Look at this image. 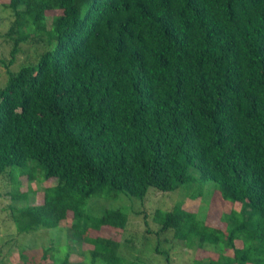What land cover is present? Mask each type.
<instances>
[{"label": "trees", "instance_id": "1", "mask_svg": "<svg viewBox=\"0 0 264 264\" xmlns=\"http://www.w3.org/2000/svg\"><path fill=\"white\" fill-rule=\"evenodd\" d=\"M0 6L10 11L4 38L12 42L10 60L0 58V179L18 168L20 178L42 171L55 182L42 204H25L12 221L22 234L65 228L81 248L58 261L48 246L32 262L122 264L118 241L93 237L122 230L126 214L82 221L85 200L213 183L214 207L229 212L213 224L215 208L205 222L184 207L156 210L159 234L171 231L196 252L221 249L192 264H264V0ZM21 44L45 47L13 72ZM11 188L19 200L36 192Z\"/></svg>", "mask_w": 264, "mask_h": 264}, {"label": "rangeland", "instance_id": "2", "mask_svg": "<svg viewBox=\"0 0 264 264\" xmlns=\"http://www.w3.org/2000/svg\"><path fill=\"white\" fill-rule=\"evenodd\" d=\"M8 3V0H0V5ZM11 20L10 11L0 6V58L10 60L9 53L12 42L4 38L8 31ZM41 44H21V52L17 54L14 64L11 66L13 72H17L22 65L32 64L35 57L44 49ZM6 69L0 65V87L6 82ZM12 177L4 176L0 179V264H21V261L35 264L37 256L43 248L52 246L53 259L61 261L66 253L79 251L80 245L68 239L65 228L39 229L29 234L19 233L12 221V216L17 214V210L29 205H39L43 202V190L55 182L42 179V171L37 173V177L27 180L19 176V169L15 168ZM19 183V191L26 192L32 189L34 195L30 194L26 200L13 198V188L11 184ZM218 191L213 183H207L199 189L197 185L183 186L172 192H158L148 189L143 199L134 198L123 193L116 194L114 198H91L84 201L82 206L84 215L81 220H95L102 217L105 212L119 210L126 214L127 223L122 230L104 227L96 237L110 238L118 241V257L122 264H192L196 259H207L216 257L214 254H221L220 248L214 251V247L209 246L206 251L196 252L185 246V242L175 240L171 231L159 234L160 225L153 220L156 210L170 211L177 207H184L188 211L196 214V217L205 222V217L212 210L213 213L207 219L216 223V218L220 212H229L231 209L223 201V207H214L218 201ZM239 209L237 203L234 207ZM216 217V218H215ZM66 226L65 223H62ZM112 229V230H111ZM241 247V243H236ZM264 254V251L262 252ZM24 255V257H22ZM88 257V258H87ZM87 254L85 260H90ZM98 264H104L102 262Z\"/></svg>", "mask_w": 264, "mask_h": 264}, {"label": "crops", "instance_id": "3", "mask_svg": "<svg viewBox=\"0 0 264 264\" xmlns=\"http://www.w3.org/2000/svg\"><path fill=\"white\" fill-rule=\"evenodd\" d=\"M236 205V204H235ZM235 205H234V207H235ZM239 207H240V205H239ZM238 210V209H237ZM237 242H240V241H236L235 242V246H236V248H241V247H237V245H236V243ZM241 243V242H240ZM241 246H242V244H241ZM207 252V251H206ZM214 254H216V252L214 253ZM226 255H232V251H230V250H227L226 251ZM212 259H215L214 257H211Z\"/></svg>", "mask_w": 264, "mask_h": 264}]
</instances>
